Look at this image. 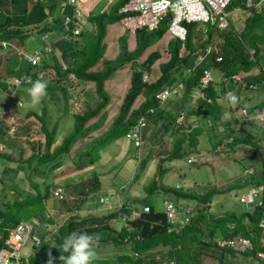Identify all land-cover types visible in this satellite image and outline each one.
<instances>
[{
    "label": "trees",
    "instance_id": "1",
    "mask_svg": "<svg viewBox=\"0 0 264 264\" xmlns=\"http://www.w3.org/2000/svg\"><path fill=\"white\" fill-rule=\"evenodd\" d=\"M105 1L107 0H102L100 5L105 3ZM125 1L126 0H112V2L105 6L107 9H102L100 12H94L93 9L90 8L91 2L89 0L81 1V4L84 6L86 18L84 23L88 21L90 23L88 24L89 26H94V32L92 29L85 27L84 24V27L78 35L80 37L82 35H87L92 37L93 40L86 43H84L83 40L78 42L84 46L78 48L76 52L77 54L81 52L82 54H80V56H88L90 59L87 63H81L78 56V64L76 63L75 58V63L72 64L71 68L66 67L63 70H60L58 66L50 65L47 62V57L43 58L41 66H37L39 63L31 64L24 56L23 51H21V53L16 51L17 46L21 45V47L24 48L23 40L28 35L27 31L32 30L31 28L36 30L35 24L44 21L47 16L45 9L50 12L54 11V0H50L49 2L45 0H0V40L7 39L10 43V47L8 46V48H4L0 43L1 63H6V52L8 51L17 52L19 60H21L20 67L17 69L7 68V66L3 64V75L20 74L23 72L30 73L32 68L37 66V69L43 68L46 72L42 77H38L37 72L34 69L31 72L33 73V75H31L32 79L30 81H24L23 88H25V85L31 86V82L41 78V80L47 82V90L51 96L55 94L57 95V91H59L61 97L57 96L58 100L64 97L67 99H76L81 95V92L76 89V81L82 80L86 84L85 90L83 89V94H85L86 98L87 96L89 97L88 99L83 100V104L86 107L85 110L75 112L76 109L73 108L74 126L64 136V142L56 144L53 148H50L51 142L54 133L57 130V125L61 120H58L57 118L54 121V124L51 125L50 129V124L48 125V123H45V121L40 118L38 112L33 108H28L24 113L20 112L19 108L23 107L25 104L22 95L27 96L26 94H22L19 98L14 99L7 97L2 101V104L5 105L0 106L4 111L3 115L0 117V142L2 143V149L0 150V184L2 186L0 187V199H3L4 195L8 193V190L17 189V187L5 181L7 178H5L3 174H6L7 171L5 169L6 162L4 161V158L11 159V162L15 167L17 164L24 162L19 158L18 161L13 160L9 154H6V152L12 147L10 140H8L7 137H11V139L14 140L17 138L15 135H5L7 134L6 130L8 129V125L12 120L19 119L25 124L28 117L34 116L36 121L30 123L33 129L37 128V123L35 122H39V129L42 131V134L44 133L46 136L44 140V151L46 150V152L44 153L43 151L40 154V157V152L34 150L27 157L29 159L35 155L39 156L40 163L56 157L61 151L69 150L77 140L81 143L83 142L82 144L84 145L85 141L89 139L88 146L90 148L88 147L83 154L87 157L86 159H82L78 165H82V168L86 162H93L95 156L91 147L97 143L96 141L99 142L102 140L109 142L120 135H125L130 126L136 123L138 117L141 114H146L151 118V121L160 122L164 128V132H167L169 136L173 135L174 141L172 152L169 153L166 158L162 159V161L167 160L170 162V160L180 159L187 155V151L192 147L193 150L198 144L199 135L203 132V128L200 125L198 126L190 123L191 126L185 133H180L181 136L177 135L179 134V131L174 129L173 126H175V123L177 122V114L181 110L187 109V113H190L189 115L192 117L191 119L203 117L208 119V121H211L214 117L222 115V112L220 111L221 107L217 108L215 111L214 107L205 108L204 105L213 104L216 98H220L221 92L225 94L229 91L234 92L237 97L240 96L236 104V107H240L242 105L245 91L243 88H240L238 83H233V80L230 78L232 73L240 70L251 72L248 81L254 83L259 82V84H261L260 82L264 83V8L260 12L254 13L246 20V28L241 31L240 35H237L233 29L228 30L225 33L224 42L221 47L222 59L220 61H215L214 51V54H208L204 57L201 63L196 64L194 62L197 53L202 50L201 47L204 45L207 46L209 40L202 43L201 46L196 47L194 42L197 39L195 36L198 33L196 32L195 23L193 22L187 24L188 32L184 40L171 36L172 34L167 30L168 20L165 19L162 21L161 25L153 30H146L145 28L138 29L134 33V42H131L134 43V47L130 50H128L129 44H127V37L123 38L125 42L122 41V51L120 50L116 54H111L115 53L114 47L112 50H105V47L107 48L109 45L108 43L104 45V42L100 41L98 35L101 34V36H104L106 24L119 20L121 14L117 9ZM244 2L245 0H231L227 8L231 9L240 4H244ZM62 10L63 11L60 13L72 12L71 7L66 4H64ZM252 27H255V30L251 29ZM210 31L211 29H209V32ZM166 35L168 37L167 47L170 51V56L159 62V66L157 67L158 70L153 78L150 80H144V71L147 69L149 71L152 70L150 66L157 58L162 56L163 50H161L162 52L159 49L151 50L146 54L147 56L145 55L143 58L140 57V59L138 56H140L142 51L148 48V45ZM225 36L228 39H226ZM257 42H259V44H257ZM247 44L255 47L253 57H250L247 49H245ZM102 45H104L103 48ZM259 45L263 47L260 48ZM182 46L186 49L184 53L180 51ZM162 47L165 48V44H163ZM35 49L37 48L28 51L24 48V51L33 52ZM97 63L99 65L95 66ZM125 63H131L130 72L127 73H130L129 85L125 76H120L121 80L119 81L126 84V90L123 88L117 90L120 95V97H116L118 99L116 102L117 114L113 117L106 130L95 135L93 134V131L101 126L102 119L105 118L108 112V109L105 108L109 102V94L105 89V83H107L106 80L111 79L113 77V72ZM50 66L55 69V72L50 78L45 79ZM205 67H220L222 69V72L219 73L213 71V81L208 82L206 93L209 99H203L198 95V92H200L198 89V81L202 74V69ZM254 68L256 70L255 74H253ZM58 73L60 75L57 76ZM222 77H226V79H224L225 81L222 80ZM62 78L65 79L66 86L63 84L64 81H62ZM117 79H113L114 82L107 84L108 88L113 93L116 91ZM249 84L250 83H247L248 86H246V89L247 87H250ZM0 85L1 88H6L7 83L4 80H0ZM171 86H179L180 92L175 98H172L171 96L167 97L166 99L168 101L163 104L162 102L166 99L159 100L158 97H156V93L164 87ZM25 90L28 92L27 88H25ZM92 96H95L94 100L91 98ZM27 97L31 98L29 95ZM6 101H9V103H6ZM170 101H172V104H170ZM42 103L44 104L42 107H45L46 104L44 98L42 99ZM78 103L81 104V102ZM259 103L260 105L256 104L250 107V114L254 115V113L264 107V100ZM218 105L221 104L219 103ZM151 107L154 108L152 112L148 111ZM223 112L224 116H227L222 119V122L225 121L227 123L226 118H229L230 113H227L226 110H223ZM92 115H99L100 118L93 120L94 126L91 127L88 125L89 122L87 124H85V122L88 120V117H91ZM224 140H226V138H224ZM226 142L230 148H233V146L237 142L240 143L241 140L239 137H233L229 141L226 140ZM212 143L213 145H216L214 142ZM252 147L258 150L257 145H253ZM88 157L91 158L88 159ZM147 163V161L141 162L138 171L141 172L142 169L147 166ZM21 168L22 171H24V169L29 170L25 166H17V171L20 175L22 174L20 173ZM246 174L249 176V179L237 181L238 185L245 186L248 184L249 188L251 186L258 187L260 184L264 185V163L262 169L258 173H254L253 175L252 172H246ZM93 177L95 178L96 176ZM91 178L92 177H86L85 185L91 186L94 184ZM18 180H16L18 184L20 182L28 184L26 179L20 180V178H18ZM145 185L146 189L143 190L145 191V194L141 198H130V200L125 199L123 203H120V206L113 209H102L90 213H72L69 214L62 223L56 222V228L53 231L57 232V236L54 235L51 239H41L42 242L40 249L35 252V259L31 264H46L47 259H45L44 256L48 252V248L56 258H59L57 255H61L62 253L58 246L63 242L64 238L73 231L92 235L95 238V243L98 244V247H101L99 246L100 243L103 244L107 241H113L122 246L124 245L123 248H128L127 244H130L129 248L137 251V255L134 256L125 249H122L119 254L115 256V259L130 264H170L168 258L169 254L175 260V264H212V262L213 264H222L223 251L249 255V257L254 259V262L262 261L264 263V256L258 257L255 255L256 250H261L264 253V227L258 225L264 210L263 206H253V209L251 210L247 209L241 211L231 207L222 213L212 214L207 212L206 209L212 207V198L217 192H220L215 187V184H203L201 186L202 189H195L185 185L176 187L174 186V183L169 184L165 182L156 185V181L153 179ZM206 186L207 188L204 189ZM231 188V186H228V189L224 190H230ZM94 190H96V186H94ZM148 190H150V195L153 196V200H151ZM24 191L28 192L27 189H24ZM157 191L161 192L160 199H164V197L170 198L182 206H185L186 203H196V209L190 211L192 214L187 223L179 224L177 222H167L162 205L159 207L156 206V203L160 200L155 198V193ZM49 192L50 191L45 192L44 195H48ZM44 195L43 197L40 196V200L44 198ZM253 196H256V198L258 197L257 194H254ZM23 199H18L10 194L7 197V200L3 201L0 205V217L8 224L15 223L17 219L10 214L9 209L12 204ZM262 199H264V194ZM82 200L83 199L70 198L69 205L73 209L79 206L81 208ZM133 202L140 203L141 207H136ZM201 203H206V206L200 205ZM161 204H163V202ZM144 205L148 206V209H144ZM123 213L134 215V218L124 220L122 218ZM110 219L115 221V224L112 226ZM238 234L247 237L253 236L255 240V242H253V251L239 253L227 249L225 246H222V248L216 246L217 236L226 237ZM4 236H6V234H4ZM3 242L4 240L1 238L0 245H2ZM53 242L56 245L55 247L53 246ZM217 249L222 252L218 254V251H215ZM235 254H233V256H235ZM113 260L114 258L110 256L109 261ZM61 262L62 261L59 259V263ZM25 263L26 261L22 260L21 264ZM94 263L95 262L92 264ZM104 263H107V261L103 262V264Z\"/></svg>",
    "mask_w": 264,
    "mask_h": 264
},
{
    "label": "rangeland",
    "instance_id": "2",
    "mask_svg": "<svg viewBox=\"0 0 264 264\" xmlns=\"http://www.w3.org/2000/svg\"><path fill=\"white\" fill-rule=\"evenodd\" d=\"M54 2H55L54 10L56 11L59 12L63 11L62 8L64 4L69 5L71 7V10L73 9V6L70 3H67L66 0L65 1L54 0ZM102 8H103L102 6L101 7L98 6L97 8L93 9V11L100 12ZM61 16H62L61 14L60 15L58 13L56 14L57 18H60ZM82 18L86 20L85 16H83ZM118 23H120L119 20L115 21L112 24L113 28L110 30L108 29L106 31V35L109 31L114 33L108 35L110 37V42L107 43H110L111 46L110 49L117 46V48L122 51L123 50L122 41L125 42L123 38L127 37V44H129L135 40V35L133 31H130L131 34L130 36L129 33L126 30H124L125 28L123 29ZM196 25L198 26L200 25V23H196ZM87 27H91V26L87 25ZM31 29L32 30L27 31L28 35L23 40V47L28 51H32L34 48H39V47L41 48L43 46L41 33L37 32L33 28ZM251 29L255 30V27H252ZM171 36L173 37V35ZM207 37L211 38V40L217 39L219 37L218 30L213 28L210 36L207 35ZM203 41L205 42V39ZM132 46L133 44H131L129 47ZM24 48H22L21 45L17 46L18 51H23L25 54H28L29 52L27 53V51H24ZM163 54H164L163 56L166 57V52H164ZM6 56H7L6 63L3 64H5L7 68L17 69L20 67L19 65L21 63V60H19V56L17 52L8 51L6 52ZM163 58H160L153 63V69L150 71L151 73L149 72L150 78L153 77V74L157 69L158 61L162 60ZM78 62L79 61L77 60L76 63L78 64ZM0 63H1V59H0ZM3 64L2 63L0 64V80L5 81L6 75L5 76L3 75ZM121 68L124 69L123 75L125 76L129 85L130 73L127 74L129 68L128 63H125L123 66H119L113 72L112 78L117 79L119 73H122ZM112 78L106 80L107 84L114 82ZM119 80H121L120 77H118L116 83L120 85V89L123 88L124 90H126L125 87L126 84L121 83ZM6 83H7L6 88H1L0 85V106L5 105L2 104L3 100H5L7 97L8 98L12 97L11 94H6V93L8 92V89H12L13 83L10 80H8ZM23 85L24 84H21L17 87L15 92L16 93L15 98H19L22 94H26L27 96L29 95L28 92H26L25 88L29 89L31 86L25 85V88H23L22 87ZM244 91L245 94L248 95V97L244 101L248 104V107H251L256 104L260 105V103L255 102V99L253 98V94L251 92L248 93L247 92L248 90L245 89ZM179 92L171 97L175 98L176 96H178ZM27 96L22 95V98H24L25 100V104L23 107L19 108V111L24 113L28 108H33L37 110L40 118L43 121H45V123H48V125L50 124V129H51V125L54 124V120H56L57 118L58 120H61L60 123L63 121L62 116L68 118L66 124H64L63 126L60 123L57 125V130L54 133V137H53L54 142L58 141L59 143H61L63 141L64 136L68 133L70 129L73 128L75 123L73 120L74 114L72 113L73 108H75L78 112L86 109L84 104L78 103L80 99H71V98L67 99L64 97L58 100L57 107L55 109V112L53 113L47 110L46 107L47 105L45 106V108L42 107L44 105L42 103V100L39 104L33 105L31 103V98ZM57 96L61 97L59 91H57V95L55 94L51 96L47 90L44 99L45 100L58 99ZM116 97H120V95L118 93H112V96L110 97V103L105 107L108 109L109 114L113 116L117 114L116 102L118 101V99ZM224 97L225 94H223V97L221 98H216L213 104L204 105L205 108L214 107L215 111L217 108L221 107L220 111L222 112V115L214 117L213 120L211 121H208V119L203 117L191 119L192 117L191 115H189L190 113H187L188 111L187 109L183 111L185 114L184 117L183 116L181 117V114L178 115L179 117H177V121L179 122H176L175 126H173L174 129L179 131V134L177 135L181 136L180 133L182 132L185 133L187 129L190 128L191 126L190 123H193L194 125H198V126L200 125L203 128V132L199 135L198 138L199 139L198 144L193 150L192 147L190 150L187 151L188 153L187 155H185L180 159L170 160V162L167 160L161 161L160 159L152 158L151 160H149L151 166L150 167L145 166L141 172L138 171L139 170L138 162L135 160V158H133V156L135 155L136 147L133 145V142L129 138H127L125 135H120L119 137L114 138L109 142H105L102 140H100L99 142L96 141L98 144L96 143L91 147L92 152L94 153L95 156L93 162H86L82 168L73 169L72 171L73 173H76V175H72L70 172H68L61 181H56L55 174L60 173L67 167L75 166V165L78 166L81 160L86 159L87 156L81 154V152L76 150V147H81V142L77 140L76 143H74L69 150L61 151L56 157H53L52 159L40 163L39 161L41 157L40 154L44 151L43 150L44 145L42 143V145L39 146L38 143L40 140L41 141L44 140V135H43L44 133L42 134V131L39 129V122H36L37 128L29 130L28 131L29 133L26 132V134L29 135V137L34 136V140H28L27 143L21 142L16 150L15 149L12 150V152L14 151V153L11 152V155H13V157L16 158L23 157L19 159L23 160L24 162L17 164L16 167L15 165H11L10 167V171L12 174L14 172V169L17 168V166H22V167L25 166L27 169H29L26 170L25 178L30 184L29 186L25 184L26 185L25 189H27L28 191L30 190L33 194L25 197L24 190H21L20 193H17V190H8V193L4 195L3 199H0V205H1L3 201H6L7 197L12 193H16L18 199L24 198L23 200H19L14 204H12L10 206L9 212L12 216L16 217L17 221L26 220L32 224L30 236L27 238L21 249L22 259L26 261L25 264H31L35 259V255H34L35 252L40 249L41 244L35 245L34 243L36 237H39L40 239H51L54 235L57 236V232L53 231L56 228L55 227L57 224L56 222L62 223L69 216V214L72 213H79V212L90 213L93 210H94L93 212H96L100 210V208H105V205L102 206V203L99 200V194L101 193L106 195V197L111 201L116 200L117 203L119 202L123 203L125 199L130 200L131 192L134 191L135 188H138L136 193L140 194V190L143 191L144 189H146L142 187V184H147L151 182L153 179H155L156 185H160L161 183L165 182L169 184L174 183V186L176 187H181L185 185L187 187L195 188V189H202L201 186L203 184H212V185L215 184V187L220 192L214 195V200L213 202H211L212 207L207 208L206 209L207 212L212 214L222 213L224 211H227V209L231 207H234L236 210H240V211L246 210L247 208L245 207V205H243L244 202L241 201L242 204H240L238 200L240 195L239 191L242 189H240L237 186L238 182L236 181L242 179H249V176H247L246 172L248 173L252 172L254 175V173L256 174L260 171L259 169L256 168L263 167L264 121L258 123L256 119L252 117V115L250 116V114H248L249 113L248 110H247V114H243V113L241 114L245 106L242 105L241 108L236 107L237 103L235 105H230L227 102V100L224 99ZM88 98L89 97L87 96V99ZM94 99L95 98H93V100ZM262 100H264V96ZM166 101L168 100L166 99L162 103L164 104V102ZM7 102L8 101H6V103ZM219 103H221V105H218ZM170 104H172V101H170ZM223 110H226L227 113H230L229 118H226L227 123L225 121L222 122V119L225 118V116H227V115L224 116ZM54 115L56 116V118ZM99 118H100L99 115H95V116L92 115L91 117H88V120L85 122V124L89 122L88 125L92 127L94 126L93 120H97ZM149 120H151L150 117H148V122H151ZM10 122H17L18 125L23 124L19 119L12 120ZM103 122L107 126L110 124V121L107 118H103L102 123ZM104 128L105 126L102 125L100 129H104ZM237 136L241 137L240 138L241 142L239 143V146L236 147L233 146V148H230L226 140L229 141L231 137H237ZM172 138L174 139V137ZM224 138H226V140H224ZM212 142H214L216 145H213ZM253 145H257L258 150L252 147ZM121 148H122V152L119 151ZM34 150L39 152L42 151L41 153H39L40 157L35 155L28 159L27 156ZM45 152L46 150L44 151V153ZM190 156H195L198 160L197 161L192 160L189 163L187 161V158ZM89 158L91 157H88V159ZM213 159L220 164L219 167L214 163ZM94 165L97 166L98 170H99L98 167H100V170L102 171L103 174L101 179V185L96 188L95 192H93L94 187L90 185L85 186V180L87 175L93 177V175H91V173L93 172L91 167ZM87 170L90 171L88 174L86 172ZM77 175L78 176L84 175L83 177L85 178L82 177L81 180L76 179ZM3 176L7 178L6 174H3ZM18 178H20V180L25 179L21 175L18 176L16 180H18ZM74 178L75 180H73ZM78 181H82L83 184L77 186L75 194H79V196L73 198L75 199L86 198L85 202L84 200L82 201L83 207L80 208L79 206L73 209L69 205L70 204L69 201H67L65 198H58L57 196L54 195H52L51 198L45 197L46 200L45 198L40 200V196L43 197L45 192L48 191L51 192L53 187L67 184L69 189H72L73 186L78 183ZM186 182H190V183H186ZM19 184L22 185L21 183ZM228 186H231L232 189L224 190V189H228ZM110 187H114V193H111L109 189ZM206 188L207 186L204 189ZM61 189L62 191H64L63 187H61ZM148 193L150 195V190H148ZM160 193H161L160 191H157L155 193L156 199H160L161 197ZM243 193H248V189L246 188L245 192ZM252 196L253 195L251 194V197ZM150 198L151 200H153L152 195H150ZM162 200L163 199L158 200V203H156L157 207L162 205L161 204ZM222 200L223 202H216ZM200 205L206 206V203L205 204L201 203ZM192 206H194V208L192 207V209H196L195 202H192ZM251 209L253 208H250V210ZM57 210H60V212L56 215L55 211ZM54 216H56L55 219L56 221L54 220ZM114 224L115 221L111 220V226ZM249 238L252 241V243L255 242L253 236H249ZM99 245L101 247H98V245H96L95 243V257L92 260V263L95 262L94 264H103V262L109 260L110 256H112L114 260L110 262L107 261V263L104 264H130L128 262L115 259V256L119 254V252L122 249H124L123 248L124 245L122 246L121 244L115 243L113 241H107L106 243L103 244L100 243ZM127 246L128 248L127 247L126 248L129 249L130 244H127ZM215 251H218V254L222 252L218 249ZM49 253H51L52 258H55L54 264H62V262L59 263V258H56V256L52 254V251L49 248H48V252L44 256V258L47 259V262H49L50 260ZM130 253L134 255L133 251H130ZM218 254L216 255L219 256ZM233 254L235 253H228L227 251H224L222 256V260H223L222 264H229V261H232V264H264L262 261L254 262V259L243 254L242 255L235 254V256H233ZM57 256L60 257V254H58ZM168 258L170 260V264H175V260L171 257L170 254L168 255Z\"/></svg>",
    "mask_w": 264,
    "mask_h": 264
},
{
    "label": "built area",
    "instance_id": "3",
    "mask_svg": "<svg viewBox=\"0 0 264 264\" xmlns=\"http://www.w3.org/2000/svg\"><path fill=\"white\" fill-rule=\"evenodd\" d=\"M73 6L71 15L64 16V22L70 28V30L64 31V37H69L71 33L77 34L80 31V26L78 25V19L83 13L80 0H67ZM230 0H126L118 9V12L121 13L120 22L122 25L127 28L129 31H135L138 28H147L154 29L158 26L161 20L167 19L168 26L167 30L173 36L184 40L188 32V23H200L198 28L203 32L207 31L210 25L213 27L224 28L228 22V11L226 7L228 6ZM253 0H247L246 3L249 5ZM41 39L43 40V46L41 48L35 49L33 52L24 53V56L31 64L40 63L43 59V56L48 55L51 52L53 44L57 41L56 38H51L47 33L41 34ZM0 43L4 48L10 47V43L7 39L0 40ZM253 50V49H252ZM21 53V51H18ZM210 46L207 45L203 49V53L197 56V60L200 62L203 60L204 55L209 53ZM221 55L217 56V59H220ZM44 70L40 68L39 75H42ZM149 76L147 73H143V79L148 80ZM232 80H239L241 76L238 73L230 75ZM30 77L26 74L20 76H14L10 78V81L13 83L11 89V96L15 94L17 87L24 81H29ZM212 79L210 69H205L204 74L201 77V82L199 83L200 87V96L202 98L209 97L205 93V87H207L209 80ZM226 77H222V80ZM225 81V80H224ZM178 92L176 86L164 87L156 93V97H162L159 100H164L169 96L175 95ZM12 99V98H11ZM9 103V101L7 102ZM153 108H150L152 111ZM244 112L246 110L244 109ZM2 111L0 110V117ZM179 117V116H178ZM182 117V114H181ZM180 117V118H181ZM257 120L264 121V107L261 108L255 115ZM146 124L144 115L140 116L137 119V122L133 124L130 132L127 135L134 138V143L139 144V139L137 137V131L139 127ZM16 125L14 123L10 124L9 132H14ZM2 144L0 143V148ZM196 160V157L190 156L188 161ZM54 194L61 198L63 197L61 187H56L54 189ZM251 194H257L258 197L253 199ZM264 194V185L260 184L258 187L252 186L249 188L248 193H241L239 195V202H244L246 208H252L253 206H263L264 199L262 196ZM100 202L105 205L107 208L116 207L115 203H111L105 195L99 196ZM251 202V203H249ZM137 204V203H136ZM136 207H141L140 204ZM165 216L167 222H177L179 224L187 223L191 217L189 208L186 209L182 206H177L175 202L165 199L163 201ZM121 205V204H118ZM148 209V206L143 207ZM122 218L124 220L133 219L134 215H128L123 213ZM260 227H264V210L262 212L261 218L258 222ZM1 226V225H0ZM32 229V224L26 220H19L15 225L4 224L0 230V239L4 236L3 232L7 231V235L4 236V243L0 245V264H21L22 255L21 249L30 236ZM41 239L37 237L35 239V244L39 245ZM217 246H225L229 249H232L236 252H247L253 251L254 246L249 237L244 235H233V236H217L216 238ZM137 254V252H134ZM255 255L258 257H263L264 253L261 250H256Z\"/></svg>",
    "mask_w": 264,
    "mask_h": 264
},
{
    "label": "crops",
    "instance_id": "4",
    "mask_svg": "<svg viewBox=\"0 0 264 264\" xmlns=\"http://www.w3.org/2000/svg\"><path fill=\"white\" fill-rule=\"evenodd\" d=\"M50 0H48V2H49ZM90 2H91V5H90V8H92V9H95V8H97L98 6L99 7H101L102 5V9H107L105 6L108 4V3H110V2H112V0H107V1H105V3H103L102 5H100V3H101V1L102 0H89ZM96 1V2H95ZM246 1L247 0H245V2H244V4H240L239 6H236V7H233V8H231V9H226L227 11H228V19H229V22H228V24L225 26V28H223V29H219L218 30V33H219V38H220V41H219V43H218V49L219 50H221V47H222V44H223V42H224V35H225V33L228 31V30H234V32L237 34V35H240V33H241V31H243L245 28H246V25H247V23H246V20L249 18V17H251L254 13H257V12H260L263 8H264V0H253V2L251 3V4H247L246 3ZM52 2V1H51ZM245 5V6H244ZM55 11V10H54ZM62 15L60 18H58L57 20H55V22H50V20H51V18L54 16L53 15V13H51V15H49L48 17H47V19H45L44 21H42V22H40V23H37V24H35V26H36V31L37 32H42L43 31V33H47L48 34V36L49 37H51V38H56V39H59V40H57V43L56 44H54L53 45V50H52V52H50V54L49 55H46L45 57H47L48 58V63L51 65H56V66H58L59 68H60V70H63L64 68H66V67H69V68H71V66H72V63H73V61H74V63H75V58H76V61L78 60V56H79V61H81V63H87V61L90 59V57H88V56H86V57H83V56H80V54H82L81 52H79L78 54H77V49L78 48H82L84 45H82V44H80V43H78V42H80V41H82L83 40V42L84 43H86V42H88V41H90V40H93L92 39V37H90V36H87V35H82L81 37L79 36V35H75V36H70V37H64L63 35H64V31L66 30V29H70L68 26H67V24L64 22V16L65 15H71V13H67V12H63V13H60L59 12V15ZM85 16V15H84ZM114 22H111V23H109V24H106V27H105V34H104V36H101V34H99L98 35V37H100V41L101 42H104V45H106V43L107 42H110V37L108 36V35H110V34H114L113 32H108L107 33V35H106V31L109 29H112L113 27H112V24H113ZM85 27H87V25L88 24H90L88 21H86L85 23ZM84 24H83V27H84ZM123 29H124V27L120 24V23H118ZM89 29H92V31L94 32V26L93 27H88ZM65 29V30H64ZM124 30H126V29H124ZM127 31V30H126ZM128 32V31H127ZM129 33V32H128ZM106 35V36H105ZM129 35L131 36V34L129 33ZM228 35H230V34H228ZM79 36V37H78ZM195 37H197V39H196V41L194 42V44L196 45V47H199V46H201L202 45V43H204V39H205V41L207 42V39L205 38V36L200 32V33H198V34H196V36ZM226 37V36H225ZM162 38V37H161ZM158 39V40H156V42H154V43H152V44H150V45H148V48L147 49H145L144 51H142L141 52V54H140V56H138L139 57V59H140V57H145V55L146 54H148L151 50H155V49H159L160 51H161V49L163 50V52H162V56H160L159 58H157L156 60H158V59H160V58H163L164 56V52H166V57H164L162 60H159L158 61V64H157V67L159 66V62L160 61H163V60H165V59H167L168 58V56H170V51L168 50V47H167V35L166 36H163V38L162 39ZM130 39H131V37H130ZM129 39V40H130ZM226 39H228L227 37H226ZM61 40H63V41H61ZM43 41V40H42ZM61 41V42H60ZM134 42V41H133ZM60 43V44H59ZM131 44H133V46L132 47H128V50H130L131 48H133L134 47V43H129V46L131 45ZM163 44H165V48H163L162 47V45ZM257 44H259V42H257ZM104 45H102V48L104 47ZM108 45H109V47H105V50L106 49H108L107 51H109V50H112V49H110V43H108ZM260 46V45H259ZM263 46H261V48H262ZM166 49V50H165ZM245 49H247V52H248V54H249V56L250 57H253L254 56V49H255V47H253V46H250V45H246L245 46ZM253 49V50H252ZM55 50V51H54ZM114 50H115V53H111V54H116L117 52H119L120 50L117 48V46H115L114 47ZM180 51H182V52H184L185 51V48H184V46L181 48V50ZM222 51V50H221ZM103 52H104V50H103ZM105 53V52H104ZM103 53V54H104ZM105 55V54H104ZM147 56V55H146ZM155 60V61H156ZM154 61V62H155ZM73 63V64H74ZM129 64V68H128V71H127V73L128 72H130L129 70L131 69V63H128ZM96 65H99L98 63L97 64H95V66ZM150 68H152L153 69V63H152V65L150 66ZM35 68H32V70H34ZM36 70V72H37V75H38V77H42V75H39V70L40 69H35ZM47 70H48V68H47ZM55 69L53 68V67H51L50 66V68H49V70H48V73L46 74L47 75V77L45 78V79H48V78H50L52 75H53V73L55 72L54 71ZM157 70L158 69H156L155 70V72H154V74H153V77L155 76V73L157 72ZM220 71H222V70H220L219 69V72ZM253 71H254V73L253 74H255L256 72V70H255V68L253 69ZM121 72L122 73H119V76L118 77H120V76H122L123 75V72H124V69L123 68H121ZM145 72H150L148 69L145 71ZM238 72V71H237ZM240 73H241V75H242V77L244 78V81L246 82V83H251L252 84V86H250V87H247V89H246V86H248V85H246V84H241V85H239L240 86V88H243V89H246V90H248L247 92L248 93H252L253 94V98L255 99V102L256 103H259V102H261V100H262V98H263V96H264V83H262V82H260L261 84H259V82H257V83H254V82H251V81H248V79L250 78V76H251V72L250 71H243V70H240L239 71ZM151 73V72H150ZM58 75H60L59 73L57 74V76ZM150 76V75H149ZM152 77V78H153ZM39 79H41V78H39ZM43 79V78H42ZM151 79V78H150ZM37 80V79H36ZM219 80V79H218ZM62 81H64V85L66 86L67 84H66V82H65V79L64 78H62ZM76 83H77V86H76V89H77V91H79V92H81V95H80V97L79 98H76V99H80L78 102H81L82 104H83V100L84 99H87L86 97H85V94H83V89L85 90V86H86V84L82 81V80H78V81H76ZM249 90H251V91H249ZM263 90V91H262ZM49 92V91H48ZM217 92H218V88H217ZM232 92V91H231ZM246 92V93H247ZM232 93H234V92H232ZM7 94V93H6ZM223 94L224 93H222L221 92V96H220V98L221 97H223ZM235 94V93H234ZM5 95V94H4ZM236 95V94H235ZM242 95V94H241ZM237 96V95H236ZM248 97V95H244V97H243V100H242V105H244L245 107H247V110L249 111V109H250V107H248V104L246 103V102H244L245 100H246V98ZM258 97H259V99H258ZM93 98H95V96L93 97L92 96V99ZM60 100V99H59ZM238 100H239V97H238ZM44 102H45V104L47 105L46 107H47V110H49L50 112H55V109H56V107H57V104H58V99H44ZM221 104V103H220ZM241 105V106H242ZM241 106H240V108H241ZM254 106V105H253ZM49 107V108H48ZM252 107V106H251ZM45 108V107H44ZM35 110V109H34ZM36 112H38L37 110H35ZM75 112H77V110H75ZM253 112V111H252ZM251 112L249 111V113L248 114H250ZM252 114H250V116H251ZM55 116V115H54ZM115 116V115H114ZM113 115H110L109 114V112H107V114H106V116H105V118H107L110 122L112 121V119H113V117H114ZM63 117V121L60 123V124H62V126L64 125V124H66V122H67V120H68V118L67 117H65V116H62ZM108 117H110V118H108ZM55 118H56V116H55ZM241 118V117H240ZM254 118V117H253ZM255 119V118H254ZM33 121H36V119H35V117L34 116H30V117H28V120L25 122V124L23 123L22 125H18V130L16 131V133H15V136H17V138H16V140H14V139H11V137H7L8 138V140H10V143H11V145H12V147L6 152V154H9L10 155V157H12V159L13 160H17L18 161V158H16V157H13V155H11V152H12V150H16L17 148H18V146H19V144L21 143V142H25V143H27V141L28 140H34V136H31V137H29V135H27L26 134V132H28L29 130H31V129H33L32 127H31V122H33ZM55 121V120H54ZM149 121H151V120H149ZM257 121V120H256ZM24 122V121H23ZM258 122V121H257ZM29 123V124H28ZM34 123V122H33ZM36 123V122H35ZM258 123H260V122H258ZM27 125H29V126H27ZM102 125H104L105 126V128L104 129H100L101 127H102ZM108 126L103 122L102 124H101V126L99 127V128H97V129H95L94 130V132H93V134H99L100 132H102V131H104V130H106V128H107ZM29 133V132H28ZM4 134V133H3ZM216 134H218V133H216ZM5 135H7V134H5ZM44 135V134H43ZM45 135H44V140H45ZM137 137H138V139L140 140V145H138V146H135L136 147V151H135V155L133 156V158H135V160L138 162V166L140 167L141 165H139L140 164V162H143V161H147L148 162V165H147V167H150L151 166V163L149 162V160H151L152 158H154V159H160L161 161H162V159L163 158H166V156L169 154V153H171L172 152V149H173V141H174V139L172 138L173 136H169V134H167V132H164V128L162 127V125H161V123L160 122H156V121H151V122H148V120H147V123L144 125V126H142V127H139V129H138V131H137ZM238 137V136H237ZM13 138V137H12ZM233 137H231V139H232ZM239 138H241V137H239ZM230 139V140H231ZM43 140V141H44ZM64 140H65V138H63V141L61 142V143H63L64 142ZM3 141V140H2ZM43 141H39V143H38V145L40 146V145H42V143H43V145H44V143H45V141L43 142ZM88 141H89V139L88 140H86L85 141V144L83 145L82 143H81V147H76V150H78L79 152H81V154H84L85 153V150H86V148L88 147ZM132 141V140H131ZM61 143H59L58 141H56V142H54V140H52V142H51V147L50 148H53L56 144H61ZM134 145V144H133ZM236 146H239V142H237L235 145H234V147H236ZM44 149H45V147H44ZM43 149V150H44ZM120 152H122V148L119 150ZM42 152V151H41ZM40 152V153H41ZM12 153H14V151L12 152ZM17 157H19V156H17ZM19 158H23V157H19ZM132 158V159H133ZM134 160V159H133ZM4 161L6 162L5 163V169H6V175H7V179L5 180L6 182H8V183H10V184H12L13 186H15V187H17V193H20L21 192V190H24V188H25V184H23V183H21L22 185H20V184H18V182H16V178L20 175L19 173H18V171H17V168H15L14 169V172H13V174L11 173V171H10V167H11V165H13L12 164V162H11V159H7V158H4ZM213 161H214V163L219 167L220 166V164L217 162V161H215L214 159H213ZM222 164V163H221ZM81 168V166H70V167H67V168H65L63 171H61L60 173H58V174H55V180L56 181H61L64 177H65V175L68 173V172H70L72 175H76V173H73V169H80ZM92 168V173H91V175H93V176H96L95 178L94 177H92L91 178V180H93V182H94V184L93 185H91L92 187H94V186H96V188L98 187V186H100L101 185V179H102V176H103V174H102V171L100 170V167H98L99 168V170L97 169V166H92L91 167ZM256 169H259V170H261L262 168H256ZM87 172V174L90 172L89 170H87L86 171ZM20 173H22L21 174V176H23L24 178H25V173H26V169H24V171H22V168L20 169ZM84 176V175H83ZM83 176H76V179H79V180H81L82 179V177ZM87 177H91V176H89V175H87ZM83 178H85V177H83ZM26 179V178H25ZM73 180H75V178L73 179ZM19 181V180H18ZM83 181V180H82ZM82 181H78V183L77 184H75L74 186H73V188L72 189H69V187H68V185L67 184H63V185H60L59 187H63L64 188V191L63 192H65L64 193V198L67 200V201H69V199L70 198H73V197H78L79 196V194H75L76 193V189H77V186H79V185H81V184H83V182ZM97 181V182H96ZM237 182V181H236ZM29 184L30 183H28L27 184V186H29ZM85 186H87V185H85ZM237 186H241V185H238L237 184ZM57 187V186H56ZM142 187L143 188H146V185L145 184H142ZM240 189H242V190H240L239 191V193L241 194V193H243V192H245V189L247 188H249L248 187V184L247 185H245V186H241V187H239ZM110 189V191H111V193H114V187H110L109 188ZM137 189L138 188H135L134 189V191H132L131 192V197L130 198H141V197H143L144 196V194H145V191H142V190H140V194H137L136 193V191H137ZM139 189H141V188H139ZM232 189V188H231ZM91 191V190H90ZM93 192H95V190H94V188H93ZM25 193V197H27V195L28 196H30V195H32L33 193L29 190L28 192H24ZM218 193V192H217ZM12 195L14 196V197H16L17 198V196H16V193H12ZM36 195V194H35ZM101 195H104L103 193H101ZM106 196V195H105ZM45 197H52V195H51V192H49L48 193V195H44V198ZM252 198L253 199H255L256 197H254V196H252ZM82 199V198H81ZM116 199H117V196H116ZM45 200H46V198H45ZM83 200H84V202H85V200H86V198H83ZM82 200V201H83ZM214 200V197L212 198V200L211 201H213ZM83 202V203H84ZM114 202H116L117 203V201L116 200H114ZM216 202H223V201H216ZM120 203H122V202H119L118 204H120ZM133 204L135 205L136 203H134L133 202ZM138 204H140V203H137L136 205H138ZM82 207H83V205H82ZM117 207V206H116ZM85 208V207H84ZM214 208V207H213ZM92 209V208H91ZM103 208H100V210H102ZM94 211V210H93ZM99 211V210H98ZM56 212V215L60 212V210H57V211H55ZM56 219V216H54V220ZM56 221V220H55ZM98 245V244H97ZM100 246V245H99ZM126 251H128V252H130V251H133V250H131V248H129V249H127V248H124ZM224 252V251H223ZM229 253V252H228ZM246 256H249V255H246ZM247 262H249V261H247ZM229 264H232V261H229Z\"/></svg>",
    "mask_w": 264,
    "mask_h": 264
},
{
    "label": "clouds",
    "instance_id": "5",
    "mask_svg": "<svg viewBox=\"0 0 264 264\" xmlns=\"http://www.w3.org/2000/svg\"><path fill=\"white\" fill-rule=\"evenodd\" d=\"M45 1H47L48 2V0H45ZM67 1V0H66ZM80 1H82V0H80ZM231 1V0H230ZM67 3H68V1H67ZM230 3V2H229ZM81 7H82V9H83V13L81 14V16L79 17V19H78V22H79V26H80V31H81V28L83 27V24H84V20L85 19H83L82 17L85 15V13H84V6L81 4ZM120 7V6H119ZM119 7H118V9H119ZM118 9H117V11H118ZM226 9H227V7H226ZM46 10V12H47V16H46V18L45 19H47V17L49 16V15H51V13H53V17L51 18V20H50V22H55V20H57L58 18L56 17V14L58 13L59 14V11H53V12H50V11H48L47 9H45ZM73 10V9H72ZM70 13H72V12H70ZM121 14V13H120ZM120 17H121V15H120ZM44 19V20H45ZM166 19V18H165ZM165 19H163V20H165ZM163 20H161L160 21V23L158 24V26L159 25H161L162 24V21ZM167 20V19H166ZM119 22H120V18H119ZM121 23V22H120ZM194 23V22H193ZM121 25H122V23H121ZM123 26V25H122ZM157 26V27H158ZM124 27V26H123ZM157 27H155V28H157ZM125 28V27H124ZM154 28V29H155ZM195 28H196V32L197 33H202L204 36H205V38H207V40H209V42L207 43V45H209L210 46V51H209V53H207L206 55H204V57L205 56H207L208 54H214L213 52L215 51V54H214V59H215V61H220L221 59H222V51L221 50H219L218 49V43H219V41H220V38L218 37L217 39H215V40H211V38H209V37H207V35L208 36H210V34L212 33V30H213V28L214 29H216V30H219V29H223V28H219V27H215V26H211L210 25V27L207 29V31H205V32H203L200 28H198V26L196 25V23H195ZM225 28V27H224ZM125 29H127V28H125ZM138 29H141V28H138ZM137 29V30H138ZM146 30H153V29H147V28H145ZM209 29H211V31L209 32ZM65 30V29H64ZM66 30H70V29H66ZM65 30V31H66ZM137 30H135L134 31V33L137 31ZM80 31H79V33H80ZM127 31L130 33V31L127 29ZM43 33V31L41 32V34ZM79 33H77V34H74V33H71L70 35H69V37L70 36H75V35H78ZM57 40H59V39H57ZM57 43V41L54 43V44H56ZM53 44V45H54ZM183 45H184V43H183ZM183 47V46H182ZM204 47H205V45L203 46V47H201L202 48V50L199 52V53H197V55H196V57H195V62L194 63H196V64H198V63H201L202 61H198L196 58H197V56L198 55H200L201 53H203V49H204ZM185 48V47H184ZM53 50V46H52V49H51V51ZM181 50V49H180ZM185 51H186V49H185ZM50 54V53H49ZM48 54V55H49ZM218 55H221V58L220 59H217V56ZM46 56V55H45ZM45 56H43V58L45 57ZM204 59V58H203ZM42 61H43V59L40 61V63L37 65V66H41V64H42ZM37 66L35 67V69H37ZM214 68V69H213ZM205 67V68H203L202 69V74H201V76H200V78H199V81H198V89H199V91H200V87H199V83L201 82V77H202V75L204 74V70L205 69H210V73H211V76H212V79H210L209 80V82L210 81H213V78H214V74H213V71L214 72H217V73H219V69L220 70H222L220 67ZM41 69H43V68H41ZM44 70V69H43ZM33 70H31V72H32ZM30 72V73H31ZM46 71H44V73H45ZM220 72H222V71H220ZM29 72L27 73V72H23V73H20V74H8V75H6V77H5V81L7 82L8 80H10V78L11 77H14V76H20V75H22V74H26L27 76H29L30 77V79H29V81L32 79V76L31 75H33V73H31L30 74ZM43 73V74H44ZM144 73H147L148 74V76H149V73L148 72H145L144 71ZM234 73H238L240 76H241V78L239 79V80H233V83H238L239 85H241V84H246L247 85V83L244 81V78L242 77V75H241V73L238 71V72H234ZM234 73H232V74H234ZM42 74V75H43ZM148 80H150V77L148 78ZM21 84H23V82L21 83ZM20 84V85H21ZM118 85V86H117ZM116 85V88H117V90L118 89H120V85L119 84H117ZM250 86H252V84L250 83L249 84ZM177 88H178V92L180 91V87L179 86H177ZM206 89L208 88V87H205ZM105 89H106V91H107V93L109 94V102H108V104L110 103V97L112 96V93L113 92H111L110 91V89L108 88V86H107V83H105ZM206 89H205V93H206ZM117 90L114 92V93H118L117 92ZM11 92V89H8V92H7V94H11L10 93ZM16 92V91H15ZM46 92H47V82L46 81H43V80H41V79H37L36 81H34V82H31V87L28 89V94H29V96L31 97V103L33 104V105H37V104H39L40 102H41V100L46 96ZM177 92V93H178ZM16 94V93H15ZM15 94L11 97L12 99H14L15 98ZM198 95L200 96V94H199V92H198ZM206 95H207V93H206ZM94 97V96H93ZM162 97H160V96H158V99H161ZM204 99V98H203ZM224 99L225 100H227V102L230 104V105H235L237 102H238V97L234 94V93H232L231 91H229V92H227V93H225V97H224ZM107 104V105H108ZM106 105V106H107ZM2 106V105H1ZM105 106V107H106ZM151 108H153V107H151ZM154 109V108H153ZM244 109L246 110V112H244ZM0 110L2 111V115H3V109L2 108H0ZM148 111H150V108L148 109ZM153 111V110H152ZM152 111H150V112H152ZM184 110H181L178 114H177V117H178V115H180V114H182V116L184 117L185 116V114H184V112H183ZM247 114V108L246 107H244L243 108V111L241 112V114ZM257 113V112H256ZM256 113H254V115H252V117H254L256 120H257V118L255 117V115H256ZM1 115V116H2ZM142 115H144V117H145V120H146V123H147V120H148V116L146 115V114H141L140 116H142ZM139 116V117H140ZM138 117V118H139ZM177 117H176V121H177ZM258 122H263V121H259V120H257ZM137 122V121H136ZM177 122H179V121H177ZM12 123H14L15 125H16V129H15V131L14 132H9V128H10V124H12ZM132 126H133V124L130 126V128L128 129V131L125 133V136L127 137V138H129L130 140H132V142H133V144L135 145V146H138V145H140V141H139V144L137 145V144H135L134 143V138L133 137H129L128 135H127V133L128 132H130V130H131V128H132ZM18 130V123L17 122H10L9 123V125H8V129L6 130V133H7V135H15V133H16V131ZM1 143V142H0ZM2 144V143H1ZM2 149V146H1V148H0V150ZM189 158V157H188ZM188 158H187V161H188ZM198 159L196 158V160H193V161H197ZM189 163L191 162V161H188ZM141 163V162H140ZM140 165V164H139ZM139 169H140V167H139ZM60 185H58L57 187H59ZM0 187H2L1 186V184H0ZM56 188V186L55 187H53V189L51 190V195H54V196H56L55 194H54V189ZM25 189V188H24ZM248 190H249V188H248ZM63 192V191H62ZM63 194V197H61V198H64V193H62ZM101 194H99V196H100ZM28 196V195H27ZM59 198V197H58ZM165 199H169V200H171V201H173L172 199H170V198H165L164 197V199L162 200V202L165 200ZM109 201L112 203H115L116 205H117V207L118 206H120V205H118V203H116V202H114V201H111L110 199H109ZM174 202V201H173ZM176 203V202H175ZM176 205L177 206H182V205H179L178 203H176ZM102 206H103V204H102ZM183 208H189V211H193V209H192V207L194 208V206H192V204L191 203H186L185 204V206H182ZM113 208H116V207H112V208H107V207H105V208H103V209H113ZM162 209H163V204H162ZM247 209H250V208H247ZM246 209V210H247ZM191 214H192V212H190ZM19 221V220H18ZM17 221V222H18ZM17 222H15V224L17 223ZM4 224H7V225H10V226H12V225H15V224H8L7 222H5L1 217H0V230H1V228H2V226L4 225ZM125 224V223H124ZM1 233V232H0ZM3 234H6L7 235V231H4L3 232ZM238 235H241V234H238ZM245 236V235H244ZM3 238V240H4V237H2ZM37 238V237H36ZM41 242H42V240H41ZM4 243V242H3ZM34 243H35V241H34ZM41 244V243H40ZM39 244V245H40ZM3 245V244H2ZM36 245V244H35ZM97 245V244H96ZM53 246L55 247L56 245L55 244H53ZM217 246V245H216ZM253 246H254V244H253ZM59 247V249H60V251H61V255H60V257H59V259L63 262V264H92V260L94 259V257H95V238L92 236V235H89V234H87V233H79V232H76V231H73V232H71L70 234H68L65 238H64V240H63V242L58 246ZM217 247H219V248H222V247H220V246H217ZM225 248H227V247H225ZM227 249H229V248H227ZM230 250H232V249H230ZM134 252H137V251H135V250H133V254L134 255H137L138 254V252H137V254H135ZM239 253H244V252H239ZM49 256H50V260H49V262H48V264H54V259L55 258H52L51 257V253H49ZM23 260V259H22ZM107 261H109V260H107ZM110 262V261H109Z\"/></svg>",
    "mask_w": 264,
    "mask_h": 264
}]
</instances>
